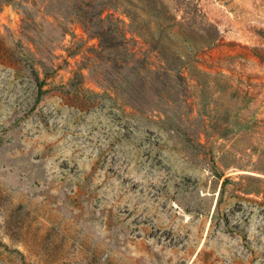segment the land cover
Segmentation results:
<instances>
[{"label":"rangeland","instance_id":"374dc122","mask_svg":"<svg viewBox=\"0 0 264 264\" xmlns=\"http://www.w3.org/2000/svg\"><path fill=\"white\" fill-rule=\"evenodd\" d=\"M78 4L0 0V264H264V0Z\"/></svg>","mask_w":264,"mask_h":264},{"label":"trees","instance_id":"16d2710c","mask_svg":"<svg viewBox=\"0 0 264 264\" xmlns=\"http://www.w3.org/2000/svg\"><path fill=\"white\" fill-rule=\"evenodd\" d=\"M139 0H79L75 6L74 15L83 29L99 40V45L104 49L122 47L125 49L124 22L114 15L120 10L130 18L129 25L134 26L136 18V3ZM148 3L150 0H146ZM111 10H114L111 12ZM104 13H106L104 15ZM136 29V27H135ZM44 76L48 75L45 62L41 61Z\"/></svg>","mask_w":264,"mask_h":264}]
</instances>
